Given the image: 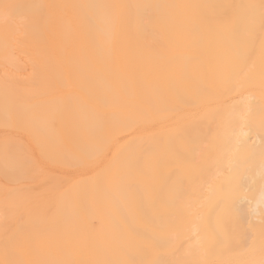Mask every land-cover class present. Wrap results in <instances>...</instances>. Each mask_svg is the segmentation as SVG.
Wrapping results in <instances>:
<instances>
[{
	"label": "bare ground",
	"instance_id": "1",
	"mask_svg": "<svg viewBox=\"0 0 264 264\" xmlns=\"http://www.w3.org/2000/svg\"><path fill=\"white\" fill-rule=\"evenodd\" d=\"M0 57V264H146L180 205L179 264H264V0H0Z\"/></svg>",
	"mask_w": 264,
	"mask_h": 264
},
{
	"label": "rangeland",
	"instance_id": "2",
	"mask_svg": "<svg viewBox=\"0 0 264 264\" xmlns=\"http://www.w3.org/2000/svg\"><path fill=\"white\" fill-rule=\"evenodd\" d=\"M156 11V7L155 5H152L150 7H147L143 10H141L140 14L142 16H147L152 12ZM179 15L181 16H185L186 13L183 11L181 12ZM222 16H224L222 14ZM14 21L17 22L16 18H13ZM143 38L148 39L149 37H152V34H142ZM12 59H14V61H16V63L19 65V69L21 72L26 73L28 71V62H27V54L26 52L21 49V48H16L15 46L12 47ZM3 57H0V70L3 67ZM2 71V70H1ZM125 136L129 135L131 133V131H127L125 132ZM10 134L14 139L20 138V136H22L21 133H19L18 131L14 132L11 131V126L9 125H2V127H0V135H7ZM23 139V138H22ZM32 147V145H31ZM31 153H23V157H27V159L29 160V164L32 167L37 168V173H43L44 171H46V169H51L55 172V174L57 175V177H62L64 174L63 170H60L58 168H53L50 167L48 163H46L45 161H42L41 159L38 158V154L37 152L34 150V153L32 154V156L30 155ZM23 181L22 178L20 179H16L14 181L8 182L5 180V178L0 177V183L2 184H8L10 186H17L19 184H21ZM93 193V192H90ZM183 195L185 197H189L190 196V191H184ZM161 197L159 196V203H156L155 200H157L155 197H153V200L155 202V209L157 210L158 207L160 205L163 206L162 203V199L160 201ZM178 198L177 196H173V201H177ZM157 205V206H156ZM189 205L187 204V207ZM137 208V207H135ZM135 214H132L130 217L132 220H134V217L137 216H145L144 213L138 208L135 209ZM182 210H181V205L180 206H176L175 211H171L170 215H169V223L172 224L170 226V228L168 229V236L173 237L172 241H170L169 244H167L165 247H163L162 250V255L161 256H156L154 253H152L155 249L153 248V251L147 253V255L150 256H145V261L147 262L146 264H179V262H181V259L179 258V255L176 254V250H178V246L180 243V237H181V232L178 230V228L175 227L174 223L177 221V218H179L180 214H181ZM147 218L144 219L146 222V226L144 228L145 231H152L153 228L156 226L155 220L153 218V216L151 214H149L148 216H146ZM33 221L37 222V216H33ZM31 218V220H32ZM78 217H76L75 220H77ZM32 221V222H33ZM33 222V223H34ZM36 224V223H35ZM143 231V230H142ZM158 249V247H157ZM162 249V248H161ZM179 251V250H178ZM70 261H73V263H75V258H71ZM205 264H217L216 260L210 259V258H205Z\"/></svg>",
	"mask_w": 264,
	"mask_h": 264
}]
</instances>
